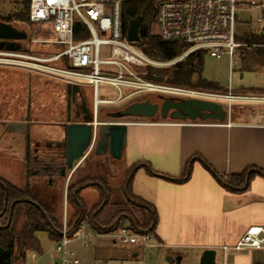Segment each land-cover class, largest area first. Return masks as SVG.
<instances>
[{"label":"crops","instance_id":"1","mask_svg":"<svg viewBox=\"0 0 264 264\" xmlns=\"http://www.w3.org/2000/svg\"><path fill=\"white\" fill-rule=\"evenodd\" d=\"M51 35L50 39L40 43L46 48V56L57 54V45L50 43L55 40L54 31ZM28 40L7 41L15 44L18 50H7L10 45L7 44L0 51L34 54L35 51L25 49L22 44ZM58 81L67 88L68 123L72 97L82 100L87 96L86 92L93 93V89ZM69 86L72 87L70 94ZM28 121L29 118L21 123H11L24 125ZM122 123L127 125V141L119 161L125 162L126 181L128 183L132 178L131 195L136 203L147 206V211L156 219L155 230L152 233L146 231L153 242L149 249L166 250L167 259H174V263H178L179 257L181 262L190 257L200 264L204 252L214 250L217 252L216 264H264V250L231 251L224 259L221 249L224 245H234L249 228L264 226V176H256L241 192L230 191L226 183L229 177L251 169L264 171V109L235 112L232 108L224 122L135 119ZM9 124L5 125L7 132L21 136L29 134L22 130L9 131ZM98 138L97 135L92 150ZM63 141L59 139L56 143ZM90 153L81 163L75 164L74 171L69 170L68 183L90 158ZM106 154H110L109 151L97 156ZM215 174L223 177L224 182H220ZM90 176L92 174H87L79 180ZM101 190L104 191L94 185L76 189L86 210L100 203ZM67 192L66 206L69 207ZM91 194L95 196L93 199L88 198ZM121 197L124 201L117 200L115 204L128 201L127 187ZM138 218L141 219L139 215ZM130 254L133 258L139 257L138 252Z\"/></svg>","mask_w":264,"mask_h":264},{"label":"rangeland","instance_id":"2","mask_svg":"<svg viewBox=\"0 0 264 264\" xmlns=\"http://www.w3.org/2000/svg\"><path fill=\"white\" fill-rule=\"evenodd\" d=\"M241 2L246 4L247 1L241 0ZM26 3H28V0H0V13L3 17L24 13V4ZM259 15L260 13L258 11H244L239 13V19L243 26L242 28L249 25L256 32L260 30L262 32L264 28L256 24V19ZM14 18L15 17H13V20L9 22V24H12L16 29L28 34L29 40L22 43L24 48L35 51V53L31 55L46 56V48L43 47L44 44L40 43H44L45 40L52 37V25H34L31 21L20 22L14 20ZM0 22L2 21L0 20ZM242 28H240V30ZM156 30V27L152 28L154 34L157 33ZM47 47L52 48L50 45ZM60 48L61 47L57 46V52L61 50ZM106 56H108V49L104 48L103 58H106ZM164 67L159 66L157 68ZM132 69L139 72L141 75L144 74L146 70L144 67H132ZM28 71L31 70L24 67L0 63V177L21 189H25L28 184H30L32 190L37 193L42 203L57 220L59 225V229L57 230L58 235H61V232L64 230L66 219L70 236L77 228H80L85 223L86 232L92 234L91 240L88 242L82 236H77L68 246L69 253H72L73 257L80 261V264H178L168 262L166 250L152 248L142 251L138 247L124 246L120 242V231L122 229L132 230L138 227L134 218L129 216V214L122 215L116 212L114 214V220H111L109 225H98L95 231L89 226L88 219L83 223H79L77 228L75 227L76 223L78 221L80 222L82 218L78 216L75 219V212H73L70 207L66 206V192L68 187L75 186L87 179L84 186L94 185L100 186L104 190H109V192L113 194L110 204H115L117 200H122L124 198L121 197V195L128 184L126 181L128 173H125V162L123 159L121 161L114 160L110 154L97 156L95 149H93L90 153V158L75 174L72 181L68 183L70 171L67 173L68 175L66 177L60 175L59 166L62 165L63 162L57 157L59 154L55 149H51V152L47 151L49 150L47 149L48 145H55L59 139H64L65 141L64 126L61 124L67 122L68 103L66 85L36 70H32L31 73ZM203 77L210 82L218 84L223 88V91L215 93L199 89H188L206 94V96H201L196 99L219 102L223 104L227 112H230L232 108L235 112H241L244 109L252 111L264 109V103H252L248 101L250 98H264V68H259L254 72H245L243 71L242 63L236 60L235 66L230 70L227 57L217 59L206 56ZM229 89H231V91ZM129 93L130 92L125 91L124 97ZM86 94L90 104L89 107L93 109L94 114V94L90 91H87ZM158 94L165 95L161 93L149 95L152 97L151 99L153 102L157 101L156 95ZM217 96L235 97L236 100L228 102L217 98ZM99 97L100 99L116 98L117 100L119 99L118 90L110 85L101 84ZM129 101L130 100H126L119 104L100 105L97 109L99 122L122 123L134 121V118L117 120L107 117V113L122 110L124 104H127ZM28 118L29 125L25 123L21 125L19 129L23 132L28 131L29 134L21 136V134L16 132H7L6 124H12L11 122L21 123ZM156 119L159 120V118ZM166 121H170V119ZM72 122H75V118L72 119ZM9 128L11 129L13 127ZM36 147L42 149L40 151L41 153H39L40 162H42V164L35 165L32 163L30 166L32 169L31 171L39 175L29 178L26 164L27 155L29 151L33 152ZM43 166H45L44 170L49 171L51 175L49 178L42 177L44 174ZM87 174H92V176L83 181L79 180ZM230 182L234 185L238 183L233 180ZM94 197V194L88 196L89 199H93ZM95 208L96 206L94 208H88L87 214L92 215ZM137 230H139V228H137ZM71 237L73 238V236ZM37 238L44 254L47 252L52 254L54 249L58 246V244L52 241L46 233H37ZM130 252H138L139 257L133 258ZM54 256L55 257H53L49 263L47 261L45 264H53V262L60 261V255L55 254ZM40 257H42V255L40 256L35 253L27 252V258H20L15 264H38V259H40ZM180 264L199 263L190 257H186Z\"/></svg>","mask_w":264,"mask_h":264},{"label":"built area","instance_id":"3","mask_svg":"<svg viewBox=\"0 0 264 264\" xmlns=\"http://www.w3.org/2000/svg\"><path fill=\"white\" fill-rule=\"evenodd\" d=\"M156 0L154 27L164 41H176L188 45L189 50L180 58L160 63L145 55L129 42L124 31L123 9L129 0H30L29 18L31 23L50 24L55 40L50 42L61 47L56 55L36 56L27 53L0 51V63L36 70L41 74L56 77L57 80L93 89L95 112L91 125L94 127L93 145L97 138V109L102 104H114L117 100H101V84L118 90L119 99L125 91L127 97L138 94L161 93L170 96L198 98L206 94L185 88L164 86L146 80L132 67L171 66L196 51H207L208 56L221 59L227 57L230 70L239 60V50L246 44L238 41L239 13L258 11L256 24L264 28V0ZM108 56L103 58V49ZM57 63V64H55ZM231 91V89H229ZM222 100L235 97H221ZM252 103H264V98H250ZM83 224L71 236L67 219L58 246L51 254L60 255V261L53 264H80L69 253L71 241L82 236L89 241L92 234L86 232ZM120 242L124 246L138 247L146 251L152 246L147 232L130 229L120 231ZM224 259L231 251L241 253L249 250H264V226L249 228L234 244L221 247ZM48 261V263H49ZM47 263V264H48Z\"/></svg>","mask_w":264,"mask_h":264},{"label":"trees","instance_id":"4","mask_svg":"<svg viewBox=\"0 0 264 264\" xmlns=\"http://www.w3.org/2000/svg\"><path fill=\"white\" fill-rule=\"evenodd\" d=\"M29 4L30 0L24 4V13L8 17H3L0 13V20L3 23H9L15 17L14 20L30 22ZM155 18L156 0H129L123 9L124 31L128 32L131 24L134 21H139L140 41L137 46L145 55L161 63L172 62L182 57L190 47L176 41H164L158 34H154L152 28L155 24ZM242 27L240 22L238 41L246 44V46L239 50V61L242 63L243 71L254 72L259 68H264V30L256 32L249 25L245 28ZM240 28L242 29L240 30ZM206 56H208L207 51H196L169 67H147L142 76L156 84L177 88L199 89L206 92H221L223 88L203 77ZM225 90L228 91L227 89ZM47 149H49L47 150L48 152H51V149L57 151V143L48 145ZM58 154L57 157L63 162L59 166L60 175L66 177L69 170L65 159V147L60 149ZM30 156V159L26 161L29 178L39 175L31 171L30 166L32 163L35 165L42 164L39 152H36V149L30 153ZM44 169L45 166H43ZM43 172L42 177L49 178L51 176L49 171L44 170ZM258 175L264 176V171L251 169L241 175L229 177L226 179V183H228L230 191L241 192L244 186ZM215 176L220 182H224L223 177L217 174ZM232 180L238 183L234 185L230 182ZM86 182L87 179L75 186L68 187V206L74 210L75 219L78 216L82 218L80 222L76 223V228L79 223H83L88 219L90 227L95 231L98 225H109L111 220H114V214L119 212L122 215L129 214V216L133 217L138 226L137 228L141 231L152 233L155 230L156 219H154V216L147 211V206L136 203L131 195L132 178L127 184L128 201L125 204H110L111 193L109 190H101V201L94 209L92 215L87 214V210L79 196L80 192L76 191L79 186H84ZM230 185L239 189H234ZM95 212L97 213L93 218ZM138 215L141 219L138 218ZM137 228L132 230L139 232L140 230H137ZM58 229L57 220L42 203L37 193L32 190L30 184L25 189H21L0 177V249L5 251L3 255H0V264H15L20 258L26 259L27 252L43 256L44 251L38 241L37 233H46L52 241L57 243L61 239V235L57 233Z\"/></svg>","mask_w":264,"mask_h":264},{"label":"water","instance_id":"5","mask_svg":"<svg viewBox=\"0 0 264 264\" xmlns=\"http://www.w3.org/2000/svg\"><path fill=\"white\" fill-rule=\"evenodd\" d=\"M140 22L134 21L128 32L127 39L129 42L138 43L140 41ZM28 35L24 32H20L15 29L11 24L0 23V50L4 49L7 44V50L17 51L13 43H7V41H19L26 40ZM243 77V75H242ZM72 87H68V93L70 94ZM75 92L79 90L74 87ZM160 109L162 120L168 119V113L170 110H175L170 118L174 121L182 122H195V121H218L224 122L229 112H227L223 104L216 101H208L196 98L189 99H170L164 102L160 108L158 104H152L149 100L145 102H136L120 112L113 113L110 116L114 119L123 118H138V119H154ZM71 115L69 111L70 122ZM92 120H87L83 123H69L65 132V159L67 168L70 171L75 170V164L81 163L88 157L92 150L94 127L91 125ZM19 124H10L9 131L20 130ZM27 132V131H26ZM25 132V133H26ZM101 140L97 143V155H101L109 151L110 155L117 160L122 158L123 150L126 147L127 141V125L125 123H117L113 125H103L99 127L98 134ZM5 251L0 249V255H3ZM51 254L45 253L38 260V264H45L50 260ZM217 252L214 250L205 251L200 264H216ZM168 262L174 263V259H167ZM178 263L181 262V258H177Z\"/></svg>","mask_w":264,"mask_h":264},{"label":"flooded vegetation","instance_id":"6","mask_svg":"<svg viewBox=\"0 0 264 264\" xmlns=\"http://www.w3.org/2000/svg\"><path fill=\"white\" fill-rule=\"evenodd\" d=\"M151 94H154V93H149L148 95H145V94H138V95H135L133 97H121L120 99H118V101L114 104H119V103H123L124 101L126 100H130L127 104H124V108L125 109L127 106L133 104V103H136V102H145V101H150L152 104H158L161 108L162 104L164 102H166L167 100H170V99H175V100H179V99H189V98H180V97H174V96H165V95H156V100L155 102L152 101V97H150L149 95ZM90 104H89V101L87 99V97L83 98L82 100H79L77 96H73L72 99H71V108H70V115H71V120L70 122H66V123H63L61 125H63V130H64V133L66 132V128L68 126L69 123H83L87 120H91L93 118V109L89 107ZM122 109V110H123ZM121 111V110H120ZM120 111H116V112H113V113H117V112H120ZM113 113H107V117H109L110 119H114L112 118L110 115L113 114ZM175 113V110H170L169 113H168V119H171L170 116ZM75 118V122H72V119ZM159 118V119H162L161 118V114H160V109H159V112L157 114V116L154 118ZM69 119V117H68ZM123 119H126V118H123ZM134 119H138V118H134ZM98 120H99V117H98ZM117 120H120V119H117ZM113 124H117V123H113V122H101V126L103 125H113ZM62 129V128H61ZM101 140V137L98 138V141ZM97 141V143H98ZM65 142H66V138H65V141H63L62 143L58 144L57 145V153H60V149H63L65 147ZM64 144V145H63ZM97 149V144L95 146V153H96V150ZM36 152H40V148L39 147H36ZM30 151L28 152V155H27V159L29 160L30 159ZM58 156V155H57Z\"/></svg>","mask_w":264,"mask_h":264},{"label":"bare ground","instance_id":"7","mask_svg":"<svg viewBox=\"0 0 264 264\" xmlns=\"http://www.w3.org/2000/svg\"><path fill=\"white\" fill-rule=\"evenodd\" d=\"M232 101H234V99H230V98L228 99V102H232Z\"/></svg>","mask_w":264,"mask_h":264}]
</instances>
